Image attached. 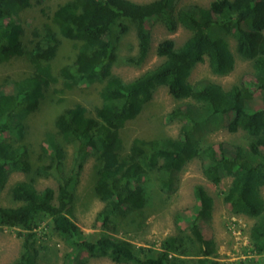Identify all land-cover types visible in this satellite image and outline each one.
Listing matches in <instances>:
<instances>
[{
  "label": "trees",
  "instance_id": "obj_1",
  "mask_svg": "<svg viewBox=\"0 0 264 264\" xmlns=\"http://www.w3.org/2000/svg\"><path fill=\"white\" fill-rule=\"evenodd\" d=\"M32 1L0 0V63L27 55L32 64L29 74L0 83V194L13 172L26 174L8 188L14 203L0 204V229H15L20 239L18 255L8 264H48L43 243L47 231L68 248L63 264H85L84 255L104 256L114 263L219 264L215 240L205 237L200 227V222L209 220L213 202L200 183L193 187L199 204L186 217L190 234L180 230L148 245L116 234L131 213L145 218L147 171L167 197L176 190L178 173L194 158L201 160L209 182L219 184L231 177L222 192L223 203L232 214L253 218L249 250L263 253L264 0H211L208 5L190 3L177 10V0H64L51 15L56 31L46 24L41 39L32 40L26 49L19 12ZM152 20L168 31L181 25L190 33L179 45L171 38L159 40L155 53L162 60L124 80L112 70L121 39L134 29L136 53L125 62L139 65L151 48L146 23ZM34 35L39 34L34 31ZM57 35L72 40L75 53L72 62L55 72L53 60L61 46ZM229 37L239 56L251 60L253 81H239L228 88L207 78L191 82L192 69L205 59L215 74L233 69ZM59 80L65 89L98 83L100 105L95 116H88L79 102H69L55 112L56 131L45 133L40 155L42 160L45 154L46 162L33 169L24 143L25 119L38 108L45 90ZM160 86L181 101L165 114L167 120L180 123L177 136H135L122 153L121 128L141 112ZM219 128L242 131L246 142L214 144L204 139ZM69 144L74 158L68 168ZM91 153L96 158L92 194L103 205L93 223L99 230L85 233L72 216L79 173ZM39 176L56 178V188H37Z\"/></svg>",
  "mask_w": 264,
  "mask_h": 264
},
{
  "label": "rangeland",
  "instance_id": "obj_2",
  "mask_svg": "<svg viewBox=\"0 0 264 264\" xmlns=\"http://www.w3.org/2000/svg\"><path fill=\"white\" fill-rule=\"evenodd\" d=\"M63 1L33 0L30 7L19 12L23 26L22 40L26 49L33 45V42L31 43L32 40L41 39L46 24L51 26L53 31H56L55 26L51 22V15L55 7ZM133 1L148 2L150 0ZM210 1L177 0L175 8L177 10L180 6L190 3L208 5ZM146 26L151 32V48L145 60L139 65L125 62V59L136 53L137 40L134 29L128 31L121 39L118 59L112 70L124 80L134 78L162 60L155 53V46L159 40L171 38L176 45H179L190 33L181 25H178L172 32L168 31L162 23L156 20L146 23ZM34 31L39 35L35 36ZM57 37L61 40V46L53 60L55 72L61 65L72 62L75 53V46L72 40L63 38L60 35H57ZM44 40L43 38L40 45L44 44ZM226 40L229 42L230 50L235 59L233 69L224 75L215 74L210 70L205 59L192 69L189 75L191 82L207 78L228 88L231 84L239 81H253L251 60L239 56L232 37L226 38ZM31 71L32 64L28 61L27 55L13 57L0 63V83H3L7 77L20 78ZM61 82L59 80L45 90L38 108L25 119L24 143L33 169L46 162L45 154L42 160L40 155L42 154L45 133L47 131L53 133L56 131L53 125L55 112L69 102H79L85 106L88 116H95V110L100 105V85L98 83L65 89ZM180 102V100L174 99L169 94L165 86L158 87L149 101L144 104L141 112L135 118L127 120L121 128L120 135L124 147L122 153L128 150L130 142L135 136H177L180 123L167 120L165 114ZM204 139H208L214 144L220 141L240 144L246 142L242 131L230 133L225 128L208 132ZM73 158V145L69 144L67 145L66 167H71ZM95 159L94 153H91L84 160L75 189L76 199L72 219L85 233L99 230L98 228H93V223L96 213L103 205L92 194L96 174ZM24 178H26V174L23 172H13L10 175L6 188L0 194L1 205H12L14 203L8 196V188L14 181ZM230 180L231 177H225L219 184L209 182L202 173L201 160L194 158L178 173L176 190L166 197L158 191L154 176L147 171L144 175V182L149 202L143 208L145 218L140 217V214L131 213L123 221V228L118 229L116 234L118 236H127L136 244L147 245L150 243L158 244L159 240L166 235L174 234L180 230L190 234L186 217H190L194 213V208H197L199 204L193 194V187L195 184L200 183L206 188L208 195L213 201L211 216L208 221L200 222V227L205 237L215 240L217 247L216 259L219 264H264V252L255 254L249 250L248 228L252 224L253 218L242 214H232L223 203L222 192L227 188ZM35 184L37 188L45 186L56 188L57 180L53 176H39L36 177ZM261 194L264 200V186L261 187ZM45 234L46 236L43 238V243L47 245V253L44 255L45 260H47L48 264H63V255L68 248L55 233L47 231ZM19 248L20 239L16 236L15 229H0V264H8L13 260L18 255ZM83 260L85 264H130L114 263L104 256L96 258L84 255Z\"/></svg>",
  "mask_w": 264,
  "mask_h": 264
}]
</instances>
